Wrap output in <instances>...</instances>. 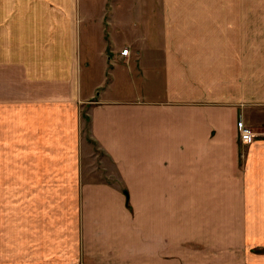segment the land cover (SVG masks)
<instances>
[{"label": "crops", "instance_id": "obj_1", "mask_svg": "<svg viewBox=\"0 0 264 264\" xmlns=\"http://www.w3.org/2000/svg\"><path fill=\"white\" fill-rule=\"evenodd\" d=\"M112 1V8L120 4ZM142 1L147 5L143 13L133 15V7L121 16L131 20L130 44L122 47L130 49L129 57L121 56L116 46L120 16L115 9L101 11L94 24L89 12L85 16L80 9L84 27L88 22L98 29L100 42L93 51L87 41L79 46L73 16L64 21L66 33L56 34V16L48 9L39 35L18 34V105L47 110L34 127L22 131L26 145L32 135L38 142L54 136L46 128L80 100L89 106L90 139L123 183L121 188L108 182L79 183L78 178L63 184L76 183L67 195L81 196L87 264L140 258L132 251L135 232L144 243L142 257L153 264L165 262L169 227L197 229V236L180 234L173 242L179 252L183 243L205 235L216 197L223 207H231L247 192L248 172L257 182L264 179V137H259L264 135V28L259 7L250 5L257 0ZM138 27L143 32L136 34ZM73 107L74 129L69 130L72 122L55 126L67 133L59 138L64 149L73 145L68 171L77 168L79 157ZM240 120L255 133L251 144L240 140ZM42 163L40 173L50 176V162ZM23 169L18 163V173ZM125 193L135 213L127 208Z\"/></svg>", "mask_w": 264, "mask_h": 264}, {"label": "rangeland", "instance_id": "obj_2", "mask_svg": "<svg viewBox=\"0 0 264 264\" xmlns=\"http://www.w3.org/2000/svg\"><path fill=\"white\" fill-rule=\"evenodd\" d=\"M55 1L61 3L46 5L43 0H0V264H87L86 250L81 245V196L76 199V196L67 195L70 193L68 187L73 190L76 183L66 187L63 184L75 182L78 178L79 183L108 182L119 187L123 184L117 170L104 157V152L90 139L89 106L80 100L75 107L64 109L52 126L46 128L54 136L38 142L32 135L33 141L26 145L28 137L25 132L34 127V120L47 110L39 106L18 105V34H22V38L39 35L47 12L51 11L56 16V25L53 26L56 34L66 33L64 21L73 16L79 46L85 47L87 41L93 51L100 42L98 29L88 22V29L84 27L86 21L79 19L80 9L86 11L85 14L83 12L85 16L89 12L93 24L101 11L115 9L120 16V32L115 41L121 53L122 47L130 44L127 42L130 39L127 38V25L131 23L127 17L128 8L132 10L135 7L133 15L137 16L145 11L147 5L142 0L136 4L120 0V4L113 8L115 4L111 0H73L72 4L66 0ZM261 1L250 5L259 7L261 27L264 28V3ZM122 12L127 16L121 17ZM137 21L141 22V19ZM78 22L82 24L78 26ZM140 29L136 28L135 33L143 32ZM134 31L130 30V34ZM91 80L93 89L96 84L94 71ZM119 86L122 89L121 83ZM70 107L75 108L78 122L76 151L79 157L77 168L70 167L68 171L66 167L73 145L67 144L64 149V139L59 138L67 136V133L55 126L72 122L74 115ZM74 127L72 122L69 130ZM241 155L245 160L247 153ZM27 160L31 165L25 169ZM38 160L50 162V176L40 173ZM18 163L22 164L23 172L18 173ZM40 175H43L41 180ZM252 175L251 172L247 174L246 194L231 207H223L221 198L216 197L215 207H211V224L203 230L205 235L183 243L184 247L181 246L179 252H176L178 245L173 242L179 241L180 234L197 236V229L169 227L171 233L167 235L166 261L161 260L157 264H264V179L257 182ZM260 184L263 188H256ZM125 195L127 208L135 213L129 196ZM183 223L187 224L186 221ZM143 247L140 235L135 232L132 251L140 258L118 259L121 261L119 264H153V261L147 262L142 257Z\"/></svg>", "mask_w": 264, "mask_h": 264}, {"label": "built area", "instance_id": "obj_3", "mask_svg": "<svg viewBox=\"0 0 264 264\" xmlns=\"http://www.w3.org/2000/svg\"><path fill=\"white\" fill-rule=\"evenodd\" d=\"M120 55L123 57H129L130 49H123ZM238 128L241 142L245 144H251L255 138V133L253 129L250 126L246 125L242 120L238 123Z\"/></svg>", "mask_w": 264, "mask_h": 264}]
</instances>
